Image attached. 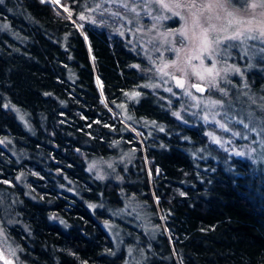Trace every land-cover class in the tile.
Segmentation results:
<instances>
[{"label":"trees","instance_id":"trees-1","mask_svg":"<svg viewBox=\"0 0 264 264\" xmlns=\"http://www.w3.org/2000/svg\"><path fill=\"white\" fill-rule=\"evenodd\" d=\"M77 1L0 2V206L15 217L5 227L28 263L124 264V248L100 220L125 197L156 223L138 233L139 264H264L263 173L226 158L149 90L125 102L130 117L112 113L140 79L136 56L105 24L78 16ZM8 103L25 112L28 128ZM151 119L164 132L146 134ZM199 142L218 157L190 154ZM118 146L132 149L118 179L87 170L88 158Z\"/></svg>","mask_w":264,"mask_h":264},{"label":"rangeland","instance_id":"rangeland-1","mask_svg":"<svg viewBox=\"0 0 264 264\" xmlns=\"http://www.w3.org/2000/svg\"><path fill=\"white\" fill-rule=\"evenodd\" d=\"M49 1L63 7L60 0ZM77 2V6H82L78 16L86 14L89 22L97 23V19L105 24L107 34L116 33L136 56L131 64L140 79L124 90L123 101L116 102L117 112L111 109L112 113L120 114L121 119L130 117L125 102H134L145 89L149 90L175 119L198 124L207 140L222 149L226 158H245L264 175V78L262 82L258 78V73L264 74V36L256 31L264 28V7L249 6L259 0ZM75 24L81 26L78 20ZM237 31L243 33L238 39H222ZM204 35L209 41L222 39V43H210L205 49ZM250 70L258 73L250 78ZM173 75L181 77L180 84L173 80ZM94 81L100 89L98 76H94ZM194 83H199L202 89L195 88ZM7 106L28 128L25 112L12 103ZM149 122L151 127H147L146 134L164 132L161 122L155 119ZM133 130L139 133L134 127ZM138 138L141 139L140 135ZM184 138L189 140L186 135ZM188 150L200 158L218 157L200 142ZM131 157L132 149L118 146L106 156L88 158L85 165L98 178L116 180L126 170ZM142 158L146 160L143 154ZM131 195L127 193V197ZM85 203L89 208L93 205L90 201ZM14 219L10 209L0 206V247L13 259V264H29L21 247L6 230L5 224ZM100 223L114 246L124 248V264H139L142 252L140 246L136 249L138 233L149 235L156 227L144 204L123 197L121 205L110 207L107 218H102ZM130 229L138 232L134 231L132 239L125 241L124 235ZM0 264L5 263L0 260Z\"/></svg>","mask_w":264,"mask_h":264},{"label":"snow or ice","instance_id":"snow-or-ice-1","mask_svg":"<svg viewBox=\"0 0 264 264\" xmlns=\"http://www.w3.org/2000/svg\"><path fill=\"white\" fill-rule=\"evenodd\" d=\"M0 2H2V0H0ZM249 6L252 7V8L264 7V0H259V3H255L254 2V3L250 4ZM248 31L249 32H252L253 30L252 29H249ZM256 31H259L260 35L261 36H264V28L257 29ZM241 35H243V33H241L240 31H237L233 35H231V36H225L222 39L223 40H235V39H238ZM247 38L255 39L256 37L255 36H249ZM222 39H216L215 41H209L208 36L207 35H204L203 36V39H202V43L204 45V48L207 49L209 47V44L210 43H215L216 45H219L220 43H222ZM177 83L180 84L181 82L180 81H177Z\"/></svg>","mask_w":264,"mask_h":264},{"label":"water","instance_id":"water-1","mask_svg":"<svg viewBox=\"0 0 264 264\" xmlns=\"http://www.w3.org/2000/svg\"><path fill=\"white\" fill-rule=\"evenodd\" d=\"M173 80L177 83V81H181V77L177 75H173ZM193 86L197 89H202L199 83H194ZM0 260L5 264H13V259L9 255H6L2 251L1 247H0Z\"/></svg>","mask_w":264,"mask_h":264}]
</instances>
